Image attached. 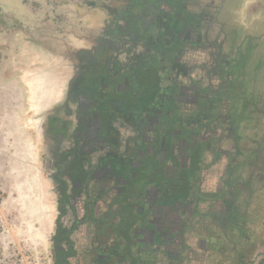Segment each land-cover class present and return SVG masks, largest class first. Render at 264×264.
<instances>
[{
  "label": "crops",
  "instance_id": "0c3cea01",
  "mask_svg": "<svg viewBox=\"0 0 264 264\" xmlns=\"http://www.w3.org/2000/svg\"><path fill=\"white\" fill-rule=\"evenodd\" d=\"M208 1L219 0H112L115 31L78 38L66 52L23 39L16 57L1 61L0 84L10 80L0 85V111L11 106L21 127L26 73L34 75L31 86L52 89L36 107L51 131L54 176L64 190L58 206L65 203L70 219L57 264L248 259L243 221L264 213L259 183L243 181L242 147L257 145L263 89L250 92L256 102L248 107L245 64L224 31L230 23ZM261 8L250 22L263 20ZM254 67L261 74L262 64Z\"/></svg>",
  "mask_w": 264,
  "mask_h": 264
},
{
  "label": "rangeland",
  "instance_id": "374dc122",
  "mask_svg": "<svg viewBox=\"0 0 264 264\" xmlns=\"http://www.w3.org/2000/svg\"><path fill=\"white\" fill-rule=\"evenodd\" d=\"M257 1L258 4L254 7L250 5L244 13L243 10L248 3ZM217 2L219 4L216 5L209 1L205 3L210 10L215 9V12L218 10L221 13L220 18L226 19L231 25L225 27L224 31L227 34V44L236 51V58L245 64V68L242 66L245 81L243 93L247 98L246 101L248 100V107H253L250 103L256 102L250 92L256 86H260L263 89L260 109L264 112V0ZM110 5L112 0H0V64L7 55L8 59H11V56L16 57L18 46L23 39L31 41L32 44H42L47 48L53 45L66 52L71 50L72 41L78 38L96 40L102 35L115 31L112 25L115 8ZM105 6L109 8L108 11L102 9ZM260 8L263 20L259 17L260 22L256 20L250 22L249 15L253 10ZM242 15L244 20L241 18ZM114 27H117L116 24ZM119 27L124 30V27ZM87 44L91 46L93 42ZM254 47L258 49L256 57L253 55ZM32 56L33 53L29 50V53L23 57L24 63L30 62ZM237 63L238 61L233 66L232 61L231 73L238 72ZM257 63L262 64V70H260L261 74L256 75L254 66ZM30 71L25 76V81L30 85L26 84L25 88L27 115L22 121V127L15 120L16 116L11 106L8 105L4 112L0 111V243H4L7 247L5 249L7 259L12 264L15 260L20 264L21 261L18 259L21 258L24 259V264H46V256L49 254H54L56 258V239L53 238L56 237L60 225L68 227L70 223V219L64 215L61 216L60 223L57 222L60 215L58 208L60 182L54 176L51 131L47 127V122H38L40 114L37 113L36 102H44L43 99L50 96L52 89L45 87L46 82L36 84L35 81L31 86L34 75ZM8 80L10 76L0 85H6L4 82ZM0 89L3 94L5 86ZM37 90H40L37 92L39 99L32 96V92ZM2 94L0 106L4 100ZM263 134L264 120L259 127V137L254 139L257 145L252 149H248L246 145L242 147L247 163L242 178L243 181H249L248 184L251 181H253L252 185L259 183L258 190L261 189L262 192L259 193L258 202L264 213V142L259 147ZM257 179L259 181H256ZM48 201L55 208L53 224L47 223L41 213L45 211ZM249 215L243 221L245 231L243 239L247 241L248 256L243 262L264 264V216L261 220L260 214L255 219L251 214ZM2 225L5 226L3 231H1Z\"/></svg>",
  "mask_w": 264,
  "mask_h": 264
},
{
  "label": "trees",
  "instance_id": "16d2710c",
  "mask_svg": "<svg viewBox=\"0 0 264 264\" xmlns=\"http://www.w3.org/2000/svg\"><path fill=\"white\" fill-rule=\"evenodd\" d=\"M60 192H61V195L63 196L64 190H63L62 187H60ZM64 206H65V203H61L58 206L59 210H60V215L57 218V220H58L57 222H59V223H60L61 216L64 215V213H65ZM69 233H70V230L68 228H66V227H64L62 225H60L58 227L57 234H56V237H55V239H56L55 243H56V246H57V250H56L57 254H56V258H55L56 259V264H57V261L63 259V258H61V257H63V254H64V249L62 247V244H63V242L65 240H68Z\"/></svg>",
  "mask_w": 264,
  "mask_h": 264
},
{
  "label": "built area",
  "instance_id": "2783aa9c",
  "mask_svg": "<svg viewBox=\"0 0 264 264\" xmlns=\"http://www.w3.org/2000/svg\"><path fill=\"white\" fill-rule=\"evenodd\" d=\"M5 229V226L2 225V228H1V231H3ZM7 247L5 246L4 243H0V264H12L10 263L9 259H7V254L5 252V249ZM46 264H55V256L54 254H49L46 256ZM19 261H21L20 264H24V259L21 258V259H18ZM17 260L14 261L13 264H17ZM33 262V261H32Z\"/></svg>",
  "mask_w": 264,
  "mask_h": 264
},
{
  "label": "bare ground",
  "instance_id": "6f19581e",
  "mask_svg": "<svg viewBox=\"0 0 264 264\" xmlns=\"http://www.w3.org/2000/svg\"><path fill=\"white\" fill-rule=\"evenodd\" d=\"M39 177H41V172H39ZM42 199V198H41ZM39 208V207H38ZM41 209V208H40ZM39 210V209H38ZM37 211V210H36ZM38 213V211L36 212ZM42 215L45 216L47 223L53 224L54 217H55V208L53 205L49 203V201L46 204L45 211H41ZM45 213V214H44ZM41 215V216H42Z\"/></svg>",
  "mask_w": 264,
  "mask_h": 264
},
{
  "label": "water",
  "instance_id": "95a60500",
  "mask_svg": "<svg viewBox=\"0 0 264 264\" xmlns=\"http://www.w3.org/2000/svg\"><path fill=\"white\" fill-rule=\"evenodd\" d=\"M155 41H156V40H155ZM163 41H164V40L162 39V40H158V42H156V44L154 45V48H155L154 51H155V53H157V50H158V48H157V47L159 46L158 43H159V42L163 43ZM155 53H154V54H155ZM101 111H102V109L99 108V112H101Z\"/></svg>",
  "mask_w": 264,
  "mask_h": 264
},
{
  "label": "flooded vegetation",
  "instance_id": "af4514ba",
  "mask_svg": "<svg viewBox=\"0 0 264 264\" xmlns=\"http://www.w3.org/2000/svg\"><path fill=\"white\" fill-rule=\"evenodd\" d=\"M55 239V238H54Z\"/></svg>",
  "mask_w": 264,
  "mask_h": 264
}]
</instances>
